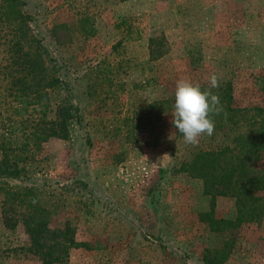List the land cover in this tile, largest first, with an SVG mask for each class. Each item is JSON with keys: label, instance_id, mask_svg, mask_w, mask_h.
Wrapping results in <instances>:
<instances>
[{"label": "rangeland", "instance_id": "374dc122", "mask_svg": "<svg viewBox=\"0 0 264 264\" xmlns=\"http://www.w3.org/2000/svg\"><path fill=\"white\" fill-rule=\"evenodd\" d=\"M24 1L61 83L43 89V123L38 104L15 114L20 92L3 69L10 53L0 38V159L21 168L4 180L36 188L50 229L70 228L78 245L61 264H208L223 246L222 264H264V212L213 231L204 214L234 220L235 199H213L181 169L247 127L216 128L192 146L171 124L177 80L205 87L213 73L232 86L234 106L264 116V0ZM81 15L93 20V36L77 30ZM64 24L72 41L58 45L50 30ZM64 98L74 107L69 137L46 136ZM3 199L0 264H42L27 250L24 207L8 211L17 220L9 228Z\"/></svg>", "mask_w": 264, "mask_h": 264}, {"label": "trees", "instance_id": "16d2710c", "mask_svg": "<svg viewBox=\"0 0 264 264\" xmlns=\"http://www.w3.org/2000/svg\"><path fill=\"white\" fill-rule=\"evenodd\" d=\"M24 5V0H0V38H3L10 53L9 62L3 69L14 80L13 83H17L16 90L20 92L15 95L18 105L13 107L14 113L21 115L27 112L29 105L38 104L35 110L43 116V123L47 114V103L42 100L43 89L56 86L61 83V79L54 74L53 65L49 71L47 47L42 37L34 34L31 28L34 18L24 10ZM76 28L84 37L93 36L96 31L93 20L87 15H81L77 19ZM71 29L67 24L54 25L50 30L53 41L58 45L70 43ZM158 41V38L149 40L152 59L160 54V50L153 47ZM201 88L207 89L208 86ZM212 91L219 95L224 109L219 115L212 117L215 129L244 126L247 127V132L235 133L230 144L199 151L192 159L182 162L181 169L200 178L204 192L213 199L217 196L235 199L234 220L214 218L212 210L204 214L210 228L218 231L222 225L223 228H230L255 221L264 212V198L260 196V192L264 191V116L260 114L261 108H255V112L250 113L247 108L234 106L232 86L229 83ZM30 93L33 96H29ZM74 118V107L64 98L57 105L55 118L50 120V126L44 133L46 136L66 139L70 133V122ZM175 131L181 135L176 129ZM20 172L21 168L17 164L8 163L6 157L0 159V194L4 197L1 208L5 214L3 223L13 228L17 220H13L7 213H17L16 207L23 206L20 220L29 237L28 252L40 257L42 264H61L69 249L78 243L69 227L56 230L48 227L45 217L47 210L42 205L36 188L12 185L3 179L16 178ZM213 252L215 254L212 259H207L208 264H222L228 255L225 246L215 248Z\"/></svg>", "mask_w": 264, "mask_h": 264}, {"label": "clouds", "instance_id": "9594fccd", "mask_svg": "<svg viewBox=\"0 0 264 264\" xmlns=\"http://www.w3.org/2000/svg\"><path fill=\"white\" fill-rule=\"evenodd\" d=\"M219 87L220 79L215 73L209 76L207 89L189 79L177 80L171 124L186 145L196 146L202 136L213 134L215 122L212 117L224 111L219 95L212 91Z\"/></svg>", "mask_w": 264, "mask_h": 264}]
</instances>
